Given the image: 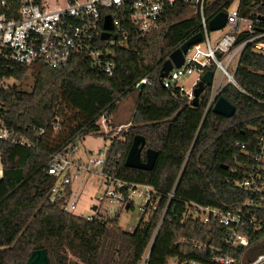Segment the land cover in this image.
Segmentation results:
<instances>
[{"label":"trees","instance_id":"trees-1","mask_svg":"<svg viewBox=\"0 0 264 264\" xmlns=\"http://www.w3.org/2000/svg\"><path fill=\"white\" fill-rule=\"evenodd\" d=\"M231 2L208 0L206 16L224 11ZM250 2L241 1L242 15L250 12ZM199 24L195 7L182 2L166 6L156 26L145 34L124 19L128 39L115 51L113 78L94 70L83 55L74 56L63 69L35 63L15 66L8 72L19 81L30 71L33 85L29 91L11 85L0 94L6 104L4 125L27 140L25 146L0 141V264H25L37 250L46 252L49 264H76L77 257L98 264H140L160 211L148 222L140 220L132 232H124L114 218L95 213L87 220L64 213L60 203L47 202L54 184L46 173L51 157L90 134H99L100 119L107 120L118 102L134 92L137 101L130 125L111 138L103 171L128 182L150 185L162 198L175 187L147 264H213L212 257L224 254L234 258L236 264H251L264 254V193L250 196L234 186L251 170L255 135L264 123V106L260 103L264 55L246 49L234 74L238 87L229 84L220 92L219 97L235 108L232 118L212 112L203 118L209 88L199 106L192 107L177 89H165L159 82L163 62L199 34ZM143 79L150 85L137 91ZM135 136L145 141L142 162L147 149L157 153L150 171L124 165ZM236 143L248 146L240 150ZM247 199L253 204L241 228L248 237V245L242 250L227 247L222 241L226 230L216 224L179 221L185 203L230 210ZM186 241L205 242L219 251L208 248L197 252Z\"/></svg>","mask_w":264,"mask_h":264},{"label":"built area","instance_id":"built-area-1","mask_svg":"<svg viewBox=\"0 0 264 264\" xmlns=\"http://www.w3.org/2000/svg\"><path fill=\"white\" fill-rule=\"evenodd\" d=\"M195 1L196 4L192 5V0H0V94L10 87L9 81L13 79L8 72L15 66L28 67L41 63L58 70L67 67L76 55L86 56L94 70L113 78L116 71L115 51L128 39L123 20L127 18L140 34H145L156 26L166 6L182 2L195 7L200 18L202 42L187 50L183 65L178 69L173 68L162 80V86L177 89L187 104L192 105L193 89L206 72H212V85L207 87L209 95L203 112L205 118L225 86L238 87L234 74L243 52L249 48L254 53L264 55V0H251V10L244 15L241 13L242 0H232L228 8L222 11L227 15L226 26L214 33L208 31V22L214 17L205 14L208 0ZM235 1L237 4L233 7ZM106 17L111 19L110 36L107 40H101ZM211 34L217 36L211 39ZM238 38L241 40L238 41ZM191 75L196 78L187 90L180 82ZM139 84L150 85L148 79L141 80ZM260 103L264 106V93ZM5 107L6 104L0 99V141L25 146L27 140L4 125ZM101 119L105 121L104 117ZM236 145L240 150L248 146L246 143ZM75 150L74 143L51 157L46 173L54 179V184L49 189L47 202L51 205L60 203L64 213L75 214L72 182L95 175L105 186L100 203L106 201L111 204L108 208L110 212L117 211L114 204L119 210L134 208V198L138 201L137 210L143 223L160 211L151 241L141 258V264H147L152 244L171 207L175 187L162 198L150 185L128 182L105 173L103 168L107 150H98L95 157L89 156L86 160L75 158ZM252 162L246 179L234 183V186L250 196H259L264 193V123L255 135ZM252 204V200L247 199L234 209L219 210L185 203L179 221L193 220L206 226L216 224L226 230L222 241L227 247L238 248L241 245L244 249L248 245V237L241 228L247 223ZM99 208L97 206L95 211L92 210V215L84 218L91 220ZM186 242L197 252H204L208 248L212 252L219 251L205 242ZM211 260L213 264H236L235 259L227 254L215 255ZM187 264L200 263L190 261ZM251 264H264V254Z\"/></svg>","mask_w":264,"mask_h":264},{"label":"rangeland","instance_id":"rangeland-1","mask_svg":"<svg viewBox=\"0 0 264 264\" xmlns=\"http://www.w3.org/2000/svg\"><path fill=\"white\" fill-rule=\"evenodd\" d=\"M237 2L235 1L232 5L235 7ZM217 34H211V39L216 37ZM196 76L191 75L186 79H183L180 84H184L185 88L188 90L190 85L194 82ZM218 75H216L217 82ZM10 86L15 85L18 90L29 91L33 85V79L31 77L30 71H27L23 78L19 81L10 80ZM137 101V94L131 93L118 102L116 111L111 115V118L108 119V122L100 119L98 125L100 127L99 134H90L86 136L81 141L75 143L76 150L73 156L75 158L86 160L89 156L95 157L98 150L105 151L110 145L111 138H116L125 132L129 125L134 112L135 104ZM115 118L118 122L126 123L122 126L116 125ZM106 120V118L104 117ZM101 133L104 135L102 136ZM111 135H107V134ZM105 191V186L101 179L95 175H87L84 178H79L76 181L72 182L71 192L73 193V198L75 197L76 210L75 214L78 216H90L92 215V207L100 206L98 213L106 218H114L117 222L118 227L124 232H132L138 225L141 215L137 210L138 201L134 198L135 207L129 210H119L117 205L114 204L116 212L112 213L108 210L111 207V204L104 201L100 203L103 192ZM98 264L94 261L86 259L84 257H77L76 264Z\"/></svg>","mask_w":264,"mask_h":264},{"label":"water","instance_id":"water-1","mask_svg":"<svg viewBox=\"0 0 264 264\" xmlns=\"http://www.w3.org/2000/svg\"><path fill=\"white\" fill-rule=\"evenodd\" d=\"M196 1L192 0V5H195ZM227 15L224 12H219L208 22V31L214 33L224 29L226 26ZM264 19V18H263ZM104 32L101 34V40H107L110 36L109 31L111 30V19L106 17L103 25ZM202 42V35L196 34L185 43H183L179 48L170 53L167 60H165L161 66L159 73V82L162 85V80L167 78L168 74L173 70V68H180L184 63V55L187 50L194 45ZM212 72H206L198 82L197 86L193 89V100L192 107L199 106L200 98L207 87L212 85ZM143 88V84H139L136 87L137 91ZM211 112L215 115L222 116L224 118H232L235 114V108L227 102L224 98L218 97L214 107ZM145 145V141L141 136H135L133 138L132 144L129 148L125 159V167L135 170L150 171L153 169L155 162L157 160V153L151 149L145 151V161L142 162L140 159L141 151ZM227 167L225 166V169ZM127 209V207H126ZM93 211L96 207L92 208ZM238 249L242 250L243 247L240 245ZM25 264H49L47 254L44 250L34 251L28 258ZM187 264V263H185Z\"/></svg>","mask_w":264,"mask_h":264},{"label":"crops","instance_id":"crops-1","mask_svg":"<svg viewBox=\"0 0 264 264\" xmlns=\"http://www.w3.org/2000/svg\"><path fill=\"white\" fill-rule=\"evenodd\" d=\"M109 118H111V116H110ZM109 118H108V119H109ZM108 119H107V120H105V122H106V121H108ZM114 121L116 122V123H115L116 125L118 124V125H120V126H122V127H123V125H125V124H126L128 121H129V119L126 121V123H125V124H124V123H121V122H118V121H117V118H115V120H114ZM1 177H2V171H1V164H0V179H1Z\"/></svg>","mask_w":264,"mask_h":264},{"label":"bare ground","instance_id":"bare-ground-1","mask_svg":"<svg viewBox=\"0 0 264 264\" xmlns=\"http://www.w3.org/2000/svg\"><path fill=\"white\" fill-rule=\"evenodd\" d=\"M142 263V261L140 262V264Z\"/></svg>","mask_w":264,"mask_h":264}]
</instances>
